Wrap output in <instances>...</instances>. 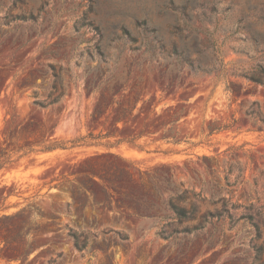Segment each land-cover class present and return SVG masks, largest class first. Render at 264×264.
<instances>
[{
    "label": "rangeland",
    "instance_id": "374dc122",
    "mask_svg": "<svg viewBox=\"0 0 264 264\" xmlns=\"http://www.w3.org/2000/svg\"><path fill=\"white\" fill-rule=\"evenodd\" d=\"M32 13L34 22L13 20ZM125 30L134 43L119 39ZM98 45L113 74L129 75L115 95L118 105L94 121L97 95L83 90L81 76L95 68L87 52ZM211 48L224 78L189 75L187 63L177 64L184 52L194 66L211 60ZM49 63L79 81L68 83L59 104L41 108L22 84L32 74L40 95L47 94ZM259 65L264 0H0V217L26 211L0 224V264H104L105 256L112 264H264V132L243 113L256 103L264 117V85L245 77ZM122 108L126 122L115 126ZM223 125L230 127L209 134ZM42 140L68 149L40 152ZM102 158L132 175L124 186L137 199L148 192L155 217L117 207V196L98 206L82 188L85 178L69 176ZM185 189L190 199L183 206L194 208L197 220L183 227L206 217L205 228L164 240L157 232L172 217L164 204ZM91 190L100 196L95 183ZM126 204L137 205L135 198ZM25 219L31 226L23 255L10 259L24 243L15 230ZM105 232L113 239L109 249L101 243ZM70 233L89 238L85 251Z\"/></svg>",
    "mask_w": 264,
    "mask_h": 264
},
{
    "label": "trees",
    "instance_id": "16d2710c",
    "mask_svg": "<svg viewBox=\"0 0 264 264\" xmlns=\"http://www.w3.org/2000/svg\"><path fill=\"white\" fill-rule=\"evenodd\" d=\"M18 3L23 4L24 0H16ZM214 12V10H212ZM86 14V13H85ZM36 17L32 14H29V16H26L25 14L17 15L13 18L14 21H21V22H27L31 21L34 22ZM84 22L83 26L90 27L91 22H88L85 24ZM81 27V26H80ZM80 28H76L78 31ZM94 31L99 35L101 38V32H99L98 27L94 28ZM120 40H122L125 44L126 41H130L131 43L135 42V39L132 38L126 30L123 32V34L119 37ZM256 44H261L262 41H255ZM164 45L160 47L161 51H164ZM154 47L151 49H148V53L153 55ZM89 54V61H94L96 63L95 68L93 71H91L90 68H86L84 73L81 76L82 81V88L87 94H96L97 100L95 103V107L91 113V118L95 121L99 119L101 116L105 115L107 109L110 106L118 105V101H116L115 95L122 90L123 84L126 80V77L129 75V72L126 74L123 72L121 75L113 74L112 70L108 68L109 60H108V54L103 50L101 45H98L95 51V54ZM211 60H203V62H197V65L194 66L190 62V55L188 52H184L180 56V61H177V64L187 63L189 66V69L191 72H189V75L193 76H211L215 75L218 77L224 78L226 76L224 65L222 61L218 59L216 56V52L214 49L211 48ZM82 56V53L80 54ZM169 56L167 55L166 58ZM118 57L114 60H111L114 65L117 64ZM48 70L51 75V83L49 84V88L47 91V94L44 96L40 95V87L35 85L34 83V75H30L28 80L23 82L22 86H30L31 92L30 97L33 98V103L36 106H39L41 108H47L52 107L54 105H57L60 103L62 98L65 96L67 91V85L68 83L75 84L77 81H79L78 76H72L69 74V69L63 70L62 67H56L55 64L49 63L48 64ZM257 74H251L250 76H245L248 80L264 85L262 82V78L264 77V66L259 65ZM89 73H91L90 76ZM165 74L170 75L172 79L175 78L173 74H168L165 72ZM65 75H68L69 80H65ZM236 77H243L242 75H235ZM73 81V82H72ZM227 90L232 94V96H235L238 93V89L236 88V85L228 82ZM135 107H133V110ZM243 113L245 117L252 122V125L256 128L259 132H264V117L262 116L261 110L259 106L256 103H253L250 107H247L243 110ZM126 119V113L125 110L122 108L117 113L113 125L117 126V124L121 121H125ZM228 125H223L219 127H213L209 128V134H214L215 132H219L221 130H225L229 128ZM116 135V132L106 133L104 135H101L102 137H112ZM143 136V132H140L137 136L133 138L139 139ZM89 138L93 139L91 135H89ZM99 138V137H98ZM164 138H166L164 136ZM76 142H71L73 145H75ZM56 149H68L64 144L57 143V142H50L45 143V141H41L40 143V152H51ZM69 176L77 177V176H83L84 182L82 184V188L86 191L87 196L91 197L93 200V203L100 206L104 205L106 203H111L113 196H117V200L115 201V204L119 208H130L133 209L137 214H139L141 217H155V215H151L150 211L155 208V205L147 199L148 192L144 189L139 199L135 197V192L132 189L126 188L124 185L127 182L132 181V175L129 174L126 170L121 169L117 167L115 164H113L110 160L106 158L98 159L97 161L91 163L89 166H80L79 171L73 172L69 174ZM142 179V178H140ZM99 180V181H98ZM91 183H95L99 188L100 196H95L93 191L91 190ZM80 188H76V194L79 193ZM174 191V189H173ZM72 196L75 197V192L71 190ZM199 194H193V197H198ZM135 198L136 200V206L131 208L129 204H126V201L129 199ZM188 191L182 190L174 195H171L167 202L164 204L165 210L171 212L172 217L170 218V222H166L161 226V229L158 230L157 235L163 238L164 240H172L175 239L178 235L186 236V235H193L200 233L206 225L207 219L206 217L203 218L202 222L195 223L191 227L185 226L183 227V223L185 221H196L197 218L194 215V208H191L190 211H186L185 205L189 201ZM160 211V210H158ZM26 211L22 210L15 215H4L0 217V224L6 222V221H14L15 219L22 217L25 215ZM31 212H27V216L30 218ZM168 217L167 216H159L160 222H164ZM172 225V230L170 233L166 234L165 228ZM30 222L28 219L23 220L21 223H19L15 230V239H21L23 240V245L21 247V250H12L10 259L17 260L19 257L23 255V249L26 246V239L29 235L28 228L30 227ZM27 231V232H26ZM109 232H105L101 236V243L106 249H109L111 244L113 243L112 236L108 235ZM73 246L80 252H83L86 250V248L89 246L90 240L87 236H83L82 234L77 233H70L69 234ZM108 235V236H104ZM119 235V234H117ZM97 237V236H93ZM122 240H126L127 238H121ZM115 246V244H114ZM183 258H186V255L184 252ZM107 258V261L104 264H112L110 262V259ZM51 263H54L52 261Z\"/></svg>",
    "mask_w": 264,
    "mask_h": 264
}]
</instances>
